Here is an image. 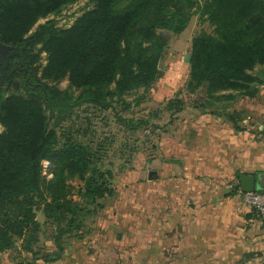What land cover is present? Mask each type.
I'll use <instances>...</instances> for the list:
<instances>
[{"label":"trees","instance_id":"obj_1","mask_svg":"<svg viewBox=\"0 0 264 264\" xmlns=\"http://www.w3.org/2000/svg\"><path fill=\"white\" fill-rule=\"evenodd\" d=\"M77 1L0 0V42L11 47L0 76V252L17 248L20 241V251L36 253L37 210L64 223L60 238L83 227L87 211L82 204L115 192L113 170L95 163L85 145L67 140L57 147L50 119H62L84 103L108 108L110 98L155 82L167 46L157 29L181 33L197 3L91 0L94 7L70 27L49 18ZM201 11L214 33L193 38L189 86L205 84L211 95L226 90L254 95L258 77L251 71L264 65V0H206ZM6 78L21 80L23 92L8 93ZM64 78L69 87L60 89ZM45 160L62 161L51 179L42 172ZM238 191L239 183L232 193Z\"/></svg>","mask_w":264,"mask_h":264},{"label":"crops","instance_id":"obj_2","mask_svg":"<svg viewBox=\"0 0 264 264\" xmlns=\"http://www.w3.org/2000/svg\"><path fill=\"white\" fill-rule=\"evenodd\" d=\"M252 128L264 123L237 128L202 116L185 125L143 197L96 232L55 236L53 246L63 250L31 253L20 264H262L264 215L241 190L232 193L243 173L264 187V133Z\"/></svg>","mask_w":264,"mask_h":264},{"label":"rangeland","instance_id":"obj_3","mask_svg":"<svg viewBox=\"0 0 264 264\" xmlns=\"http://www.w3.org/2000/svg\"><path fill=\"white\" fill-rule=\"evenodd\" d=\"M196 1L188 26L181 33L157 29L166 39L167 46L159 61L161 73L155 82L122 97L110 98L108 108L84 103L62 119H59L60 116L51 117L49 124L57 132V147L67 140L82 143L91 151L95 163L103 168H111L114 172L112 183L115 192L98 199L103 207L98 203L82 204L87 211L82 218L83 227L71 231V234L96 232L98 225L106 219H112L119 208L127 209L128 203L136 196L143 197L144 184L150 176L154 178L157 175L153 171L162 169V155L168 147L172 150L176 148V135L182 132L185 125L195 123L202 116L216 117L237 128H240L241 123L255 124V127L257 123H264V65L259 64L251 71L258 77L254 82V95L244 90H226L211 95L205 84L196 88L189 86L191 64L190 58L187 60L186 56L191 57L193 38L202 32L214 33V25L201 11L206 0ZM94 5L91 0H78L49 18H54L59 27H70ZM45 20L41 19L39 23ZM9 50L10 46L0 42V76ZM42 63H47L46 53H43ZM3 86L8 93L23 92V84L19 79L6 78ZM58 86L60 89L68 88L69 80L64 78L58 82ZM252 129L256 134L258 131L264 133V130ZM3 130L4 126L0 124V133ZM61 162L45 160L43 175L47 179L58 175ZM70 181L79 183L76 178ZM262 188L257 185L258 190ZM36 216L41 224L40 239L35 244L36 252L61 251L59 247L53 246V240L61 233L64 223L57 224L47 219L42 209L36 211ZM18 245L20 241L16 242ZM18 247L1 252L0 264L29 262L31 253L24 255V251Z\"/></svg>","mask_w":264,"mask_h":264},{"label":"built area","instance_id":"obj_4","mask_svg":"<svg viewBox=\"0 0 264 264\" xmlns=\"http://www.w3.org/2000/svg\"><path fill=\"white\" fill-rule=\"evenodd\" d=\"M244 203L259 214L264 215V192H242ZM264 264V260L263 263Z\"/></svg>","mask_w":264,"mask_h":264},{"label":"water","instance_id":"obj_5","mask_svg":"<svg viewBox=\"0 0 264 264\" xmlns=\"http://www.w3.org/2000/svg\"><path fill=\"white\" fill-rule=\"evenodd\" d=\"M189 58H190V56L187 55L186 59L189 60ZM152 173H156V172L153 171ZM239 184H240L241 192H244V193L245 192L255 191L257 189V185H258L257 180H256V176L253 175V174H249V173H243V174L240 175Z\"/></svg>","mask_w":264,"mask_h":264}]
</instances>
